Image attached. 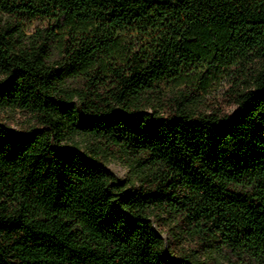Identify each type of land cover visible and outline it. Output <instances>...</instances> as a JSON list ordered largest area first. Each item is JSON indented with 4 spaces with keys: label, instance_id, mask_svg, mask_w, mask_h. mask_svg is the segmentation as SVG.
<instances>
[{
    "label": "trees",
    "instance_id": "trees-1",
    "mask_svg": "<svg viewBox=\"0 0 264 264\" xmlns=\"http://www.w3.org/2000/svg\"><path fill=\"white\" fill-rule=\"evenodd\" d=\"M25 16L56 21L29 35ZM235 69L237 110L197 112L184 85ZM0 74V106L40 126L0 122V264H203L152 202L183 211L185 241L264 264V0H0ZM113 153L153 184L120 181Z\"/></svg>",
    "mask_w": 264,
    "mask_h": 264
},
{
    "label": "rangeland",
    "instance_id": "rangeland-1",
    "mask_svg": "<svg viewBox=\"0 0 264 264\" xmlns=\"http://www.w3.org/2000/svg\"><path fill=\"white\" fill-rule=\"evenodd\" d=\"M3 16L8 17L9 14L5 12ZM55 21L56 19L53 17L28 18L25 16L23 25L27 34L30 35L35 33L39 28L47 27ZM129 35L131 36V34ZM137 36V44L145 41L140 35ZM3 77L4 75L0 74V78ZM236 79L239 82L243 81V76L237 69H235L234 73H224L207 81L197 79L194 83H187L184 87L196 88L195 91H197L198 95L192 107L197 112H216L219 115L232 114L238 108V104L234 102L235 97L233 96ZM81 83V81L73 82L71 86L80 87ZM161 114H164V112ZM164 115H167V113ZM0 122L6 124L14 134L27 133L34 128L40 127L37 115L34 112L12 105L0 106ZM74 140L79 142L83 148L85 147L86 137L77 135L74 137ZM107 166L120 181L126 182L127 185L135 184L139 187L142 183L146 186L153 184L154 168L144 165V162L135 157L113 153L109 156ZM149 212V220L152 222L155 230L166 240L167 248L169 246H181L188 247L189 250L193 249V252L199 254V258L203 264H244L235 255L228 252L219 242L213 241L212 245H210L204 241L197 240L194 242L191 238L185 241L182 227H184L183 221L188 220L184 217L183 211L171 205H159L152 202L149 206ZM99 249L102 248L99 247ZM58 264H95V257L91 255L78 256L71 254L66 262Z\"/></svg>",
    "mask_w": 264,
    "mask_h": 264
}]
</instances>
